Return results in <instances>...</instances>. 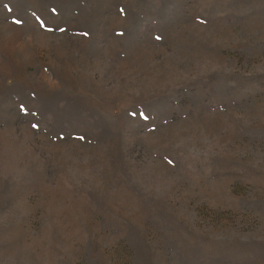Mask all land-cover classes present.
Wrapping results in <instances>:
<instances>
[{
  "label": "rangeland",
  "instance_id": "rangeland-1",
  "mask_svg": "<svg viewBox=\"0 0 264 264\" xmlns=\"http://www.w3.org/2000/svg\"><path fill=\"white\" fill-rule=\"evenodd\" d=\"M0 264H264V0H0Z\"/></svg>",
  "mask_w": 264,
  "mask_h": 264
},
{
  "label": "snow or ice",
  "instance_id": "snow-or-ice-1",
  "mask_svg": "<svg viewBox=\"0 0 264 264\" xmlns=\"http://www.w3.org/2000/svg\"><path fill=\"white\" fill-rule=\"evenodd\" d=\"M15 22H16L17 24L21 23L20 20H16ZM145 119H147V117H145ZM33 127H35V125H33ZM170 163H171V162H170Z\"/></svg>",
  "mask_w": 264,
  "mask_h": 264
}]
</instances>
